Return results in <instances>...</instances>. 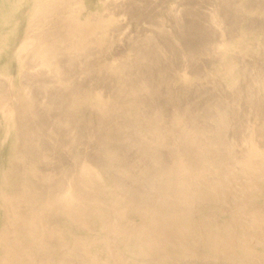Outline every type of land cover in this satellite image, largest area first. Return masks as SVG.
Returning <instances> with one entry per match:
<instances>
[{
    "label": "rangeland",
    "instance_id": "1",
    "mask_svg": "<svg viewBox=\"0 0 264 264\" xmlns=\"http://www.w3.org/2000/svg\"><path fill=\"white\" fill-rule=\"evenodd\" d=\"M15 1L0 0V45L15 29L19 11L26 15L17 47L0 49L15 81L10 88L0 74V97L7 99L0 112L5 121L0 120V264H239L241 259L259 264L226 251L216 240L256 237L250 219L264 214V177L255 184L253 173L235 169L242 144L264 149V36H259L264 35V0H89L91 29L81 31L80 40L68 21L78 0H62L52 12L40 14L46 19L39 15L33 22L31 5L38 0ZM109 16L113 22H107ZM102 23L108 27L98 30ZM35 35L42 42L31 43ZM47 45L59 51L43 58L49 68L38 54ZM70 48L73 54L67 53ZM191 217L195 220L188 221ZM234 225L237 235L230 232ZM189 236L201 245L206 241V248L193 245L196 240ZM252 242L248 245L255 248ZM132 246L141 252L135 248L134 254Z\"/></svg>",
    "mask_w": 264,
    "mask_h": 264
},
{
    "label": "bare ground",
    "instance_id": "2",
    "mask_svg": "<svg viewBox=\"0 0 264 264\" xmlns=\"http://www.w3.org/2000/svg\"><path fill=\"white\" fill-rule=\"evenodd\" d=\"M17 1V0H16ZM16 1H15V3H16ZM23 1V0H22ZM33 2H34V0H32ZM65 1V0H64ZM100 1V0H99ZM104 1V0H103ZM107 1V0H106ZM238 1V0H237ZM239 1H243L244 2V0H239ZM38 2H39V4L36 2V0H35V2L34 3H37V5L36 4H32L31 5V12L33 11V16H32V18L33 17H36V16H39L40 14H42L43 16H44V14H47L48 12H52V10L56 7V6H58V4H60L61 2H63L62 0H38ZM66 2H67V0H66ZM66 2H65V4H66ZM89 2H91V1H89V0H78L76 3H75V5H74V7H73V9H71V11H70V13H69V15H68V17H69V19H68V21H69V24L72 26V29H73V34H74V36L77 38V40L79 39L80 40V38H79V36H81L82 37V32L81 31H83L84 29H87V27H88V29H91V27H90V23L91 22H88V17H89V14H92V12L93 11H90L89 13H88V7H90V5L93 3H89ZM98 2V1H97ZM19 3H20V1H19ZM30 3V2H29ZM71 3V2H70ZM73 3V2H72ZM71 3V4H72ZM102 3H104V2H102ZM102 3H101V6H102ZM107 3V2H106ZM106 3H104L105 5H106ZM240 2H238V4H239ZM24 4V3H23ZM22 4V5H23ZM98 4V3H97ZM237 4V3H236ZM244 4V3H243ZM18 5V4H17ZM36 5V6H35ZM62 5V4H61ZM240 5V4H239ZM239 5H238V7H236L237 9L239 8L240 9V7L242 6V4H241V6L239 7ZM245 5V4H244ZM25 6L27 7V5L25 4ZM24 6V7H25ZM29 6V5H28ZM63 6V5H62ZM71 6V5H70ZM95 6V5H94ZM97 6V5H96ZM246 6V5H245ZM26 7H25V9H26ZM64 7H65V5H64ZM69 7V6H68ZM67 7V8H68ZM92 7V6H91ZM91 7H90V9H91ZM103 7H104V5H103ZM242 8V7H241ZM247 7H243V9H244V11H245V9H246ZM56 9V8H55ZM95 9H97V7L95 8ZM99 9H101V7L99 6ZM104 9V8H103ZM177 9V8H176ZM238 9V10H239ZM23 10V9H22ZM92 10V9H91ZM105 11H106V9H104ZM178 10V9H177ZM242 10V9H241ZM65 11V10H64ZM66 11H68V10H66ZM100 10H96L95 12H99ZM104 11V12H105ZM243 11V10H242ZM244 11L241 13V14H244ZM26 12V11H25ZM58 12V11H57ZM101 12V11H100ZM104 12H102V13H104ZM246 12V11H245ZM56 13V12H55ZM248 13H250V12H248ZM254 13V12H253ZM252 13V14H253ZM17 14V13H16ZM32 14V13H31ZM34 14H35V16H34ZM64 14V13H63ZM98 14V13H97ZM96 14V15H97ZM107 14H108V12H107ZM42 15H40V16H42ZM54 15V14H53ZM99 15V14H98ZM112 15V14H111ZM25 16L26 15H24V11H19V15L17 16V20L14 22V25H15V29H14V26L11 28V29H9L7 32H6V34L4 35V38L1 40V41H4L1 45H0V49L1 50H4V51H11L12 49H15L16 47H17V45H18V41H19V39L21 38V32H20V29H21V27L26 23L25 22ZM42 16V17H43ZM52 16V15H51ZM61 16V15H60ZM93 16H94V14H93ZM214 16V15H213ZM46 17V16H45ZM45 17H43V18H45ZM48 17V16H47ZM53 17V16H52ZM66 17V16H65ZM99 17H101V15L99 16ZM104 17V16H103ZM108 17V16H107ZM113 17V16H112ZM29 18V17H28ZM31 18V19H32ZM98 18V17H97ZM37 19V18H36ZM35 19V20H36ZM40 18H38V20H39ZM46 19V18H45ZM48 19V18H47ZM108 20H107V22H109V21H112L113 22V19L111 20V17L109 16V18H107ZM28 20V19H27ZM33 20H34V18L32 19V22H33ZM62 20V19H61ZM91 20V19H90ZM93 20V19H92ZM95 20H97V19H95ZM217 20V19H216ZM29 21H31V20H29ZM50 21V20H49ZM13 22V21H12ZM44 22V21H43ZM95 22H97V21H95ZM224 22V21H223ZM11 23V22H10ZM30 23V22H29ZM28 23V24H29ZM97 23H100V22H97ZM97 23H95V24H97ZM31 24V23H30ZM44 25H45V23H43ZM52 24V23H51ZM55 24V23H54ZM58 24V23H57ZM62 24V23H61ZM92 24H94L93 23V21H92ZM36 25H37V23H36ZM47 25V24H46ZM66 25H68V24H66ZM100 25V24H99ZM105 25V23H102L101 24V26H99V28H98V30H102V29H104L105 27H108V26H104ZM218 25V24H217ZM58 26V25H57ZM98 26V25H97ZM96 26V27H97ZM239 26V25H238ZM246 26V25H245ZM244 26V27H245ZM28 27V26H27ZM31 27V26H30ZM37 27V26H36ZM42 27V26H41ZM64 27V26H63ZM62 27V28H63ZM68 27V26H67ZM90 27V28H89ZM242 27V26H241ZM45 28V27H44ZM59 28V27H58ZM93 28H94V26H93ZM249 28V27H248ZM248 28H246V29H248ZM254 28V27H253ZM35 30H36V28H34ZM37 29H39L40 30V27L38 28L37 27ZM42 29V28H41ZM71 29V28H70ZM69 29V30H70ZM71 29V30H72ZM97 29V28H96ZM96 29L94 30L93 29V31H96ZM108 29V28H107ZM110 29V28H109ZM240 29V28H239ZM242 29V28H241ZM34 30V31H35ZM38 30V31H39ZM44 30V29H43ZM53 30V29H52ZM64 30V29H63ZM97 30V31H98ZM250 30V29H249ZM257 30V29H256ZM256 30H254V31H256ZM22 31V30H21ZM32 31V30H31ZM51 30H49V32H50ZM66 31V30H65ZM107 31V30H106ZM26 32H28V31H26ZM63 32V31H62ZM81 32V33H80ZM241 32H242V30H241ZM250 32H251V30H250ZM29 33V32H28ZM32 33H33V31H32ZM44 32H42V34H43ZM66 33V32H65ZM69 33H71L70 31H69ZM86 33V32H85ZM89 34H90V32H88ZM95 33V32H94ZM101 33V32H100ZM102 33H103V31H102ZM107 33V32H106ZM252 33H255V32H252ZM259 33V31H257L256 32V34H254V35H257ZM40 34V33H39ZM38 33H37V35H39ZM64 34V33H63ZM263 34V33H262ZM262 34H258L259 36H264V35H262ZM26 35V34H25ZM29 35H31V33L29 34ZM28 35V36H29ZM61 35V34H60ZM60 35H59V37H60ZM65 35V34H64ZM67 35V34H66ZM65 35V36H66ZM69 35V34H68ZM87 35V34H86ZM91 35V34H90ZM89 35V36H90ZM92 35H95V34H92ZM257 35V36H258ZM46 36H48V35H46ZM45 36V37H46ZM51 36H52V34H51ZM85 36V35H84ZM97 36H99V35H97ZM104 36V35H103ZM108 36V35H107ZM258 36V37H259ZM53 37V36H52ZM58 37V40L60 39ZM88 37V36H87ZM86 36H85V38H87ZM91 37V36H90ZM89 37V38H90ZM96 37V36H95ZM106 37V36H105ZM6 38V39H5ZM30 38V41H31V43L33 42H35V41H37L38 40V38H37V36L35 35V37L34 36H30L29 37ZM42 38H44V37H42ZM65 38H67V37H65ZM70 37H68V39H69ZM100 39H101V37H99ZM262 38H264V37H262ZM261 38V39H262ZM54 39H55V37H54ZM91 39V38H90ZM99 39V40H100ZM107 39H108V37H107ZM245 39V38H244ZM248 39V38H247ZM251 39V38H250ZM249 39V40H250ZM27 41H29L28 39H26ZM41 40V39H40ZM50 40V39H49ZM82 40H84L83 38H81V41ZM87 40V39H86ZM153 40V39H152ZM241 40V39H240ZM249 40H247V41H249ZM253 40H255L254 38H253ZM252 40V43L254 42ZM257 41H258V39H256ZM259 40H260V38H259ZM263 41H264V39H262ZM21 41H22V39H21ZM39 41V40H38ZM56 41V40H55ZM61 41H63V40H61ZM67 41V40H66ZM70 41V40H69ZM85 41V40H84ZM83 41V42H84ZM101 41V40H100ZM180 41V40H179ZM23 42H26V41H23ZM39 42H42V41H39ZM64 42V41H63ZM71 42V41H70ZM69 42V43H70ZM80 42V41H79ZM83 42L81 43V44H83ZM227 42V41H226ZM225 42V43H226ZM259 42V41H258ZM260 42H261V40H260ZM27 43V42H26ZM30 43V42H29ZM30 43V44H31ZM49 43V42H48ZM51 43V42H50ZM59 43L61 44L62 42H60V40H59ZM64 43H66V42H64ZM68 43V44H69ZM85 44H87V42H84ZM97 43V42H96ZM110 43V42H109ZM244 43V42H243ZM57 44V43H56ZM74 44V42H73V40H72V42H71V44H70V46L72 47V45ZM98 44V43H97ZM102 44V43H101ZM227 44V43H226ZM233 44V43H232ZM232 44H229V45H232ZM245 44H247V43H245ZM250 44V43H249ZM248 44V45H249ZM44 45V44H43ZM42 45V46H43ZM49 45V44H48ZM48 45L46 46L47 48L44 50V47H43V50H39V48H38V50H39V56H41L42 58H41V61L43 60V58H47V57H56L58 54H59V51L56 49V48H53V47H48ZM54 45V44H53ZM63 45V44H62ZM247 45V46H248ZM21 46V45H20ZM24 46V45H23ZM34 46H36V45H34ZM45 46V45H44ZM57 46H58V48H59V45L57 44ZM74 46H75V44H74ZM80 46V45H79ZM97 46H99V44L97 45ZM31 47H33V46H31ZM41 47V46H40ZM60 47H63V46H60ZM76 47L77 46H75V48L73 49L74 51L75 50H77L76 49ZM101 47H102V45H101ZM21 48H22V46H21ZM20 48V49H21ZM23 48H25V47H23ZM79 48H81V47H79ZM79 48H78V50H79ZM27 49H29V48H27ZM27 49L25 48V50H24V52H27ZM31 49H33V48H31ZM63 49V48H62ZM104 49V48H103ZM240 49V48H239ZM238 49V50H239ZM0 50V51H1ZM35 50H36V48H35ZM70 50H71V48L68 50L67 49V53H68V51H69V53H70ZM241 50V49H240ZM29 51H30V49H29ZM32 51V50H31ZM31 51L28 53L29 55L31 54ZM72 51V50H71ZM80 51V50H79ZM83 51V50H82ZM227 51H229V50H227ZM133 52V51H132ZM246 52H247V50H246ZM22 53V52H21ZM33 53V52H32ZM74 52L72 51V54H73ZM141 53V52H140ZM241 53V52H240ZM61 54V53H60ZM5 55V54H4ZM34 55H35V51H34ZM43 55V56H42ZM141 55V54H140ZM248 55V54H247ZM137 56H139V55H137ZM38 57V56H37ZM37 57H35V58H37ZM26 58V57H25ZM244 58H246V57H244ZM7 59V58H6ZM19 59V58H18ZM27 59V58H26ZM30 59H31V57H30ZM67 59V58H66ZM1 61H0V74H4L7 78H8V80H6V81H9V83H10V88L12 87L13 89H14V87H13V85L11 84V83H13L14 84V82L15 81H12L13 79V77L14 76H12V75H10L11 73H9V71H8V69H7V66H4L3 64H6V60H2V58L0 59ZM24 60V59H23ZM45 60V59H44ZM43 60V61H44ZM72 60H74V59H72ZM39 61V60H38ZM40 61V62H41ZM233 61V60H232ZM20 62H22V60L20 61ZM24 63H25V61H23ZM47 62V61H46ZM45 61L43 62L44 64H42L43 66L45 65V67L46 66H48L49 64L48 63H46ZM49 62V61H48ZM70 62V61H69ZM72 62H74V61H72ZM71 62V63H72ZM229 63H230V61H229ZM237 63V62H236ZM235 63V64H236ZM41 64V63H40ZM48 64V65H47ZM225 64V63H224ZM235 64H233L232 66H235ZM239 64V63H238ZM3 65V66H2ZM24 65V64H23ZM72 65V64H71ZM109 65V64H108ZM117 65V64H116ZM226 65V64H225ZM228 65V64H227ZM70 66V65H69ZM118 66V65H117ZM120 66V65H119ZM224 66V65H223ZM232 66H231V68H232ZM50 66H48V68H49ZM62 67V66H61ZM113 67H114V65H113ZM134 67V66H133ZM237 67V66H236ZM47 68V67H46ZM119 68V67H118ZM223 68V67H222ZM221 68V69H222ZM55 69V71H56V77H60L61 76V70H59V69H57V67L56 68H54ZM54 69H52V70H54ZM224 69V68H223ZM228 69H230V67L228 68ZM233 69V68H232ZM21 70V69H20ZM230 71V70H229ZM228 71V72H229ZM233 71H234V69H233ZM232 71V72H233ZM236 71H238V70H236ZM227 72V75L230 73H228ZM20 74V73H19ZM33 74V73H32ZM35 74V73H34ZM55 74V73H54ZM110 74V73H109ZM112 74V73H111ZM116 74V73H115ZM22 75V74H21ZM223 76H225L224 75V72H223V74H222ZM20 76V75H19ZM109 76V75H108ZM112 76V75H111ZM21 77V76H20ZM19 77V78H20ZM28 77V76H27ZM31 77V76H30ZM110 77V76H109ZM2 78V77H1ZM19 78H18V80H19ZM26 78V77H25ZM107 78V77H106ZM232 78V77H231ZM3 79V78H2ZM2 79H0V80H2ZM56 79V78H55ZM57 80V79H56ZM232 80V79H231ZM26 81V80H25ZM28 81V80H27ZM264 81V80H263ZM262 80H261V82H263ZM19 82V81H18ZM57 82H58V80H57ZM258 82V81H257ZM5 84H6V82H4ZM257 84V83H256ZM1 85V84H0ZM19 85V84H18ZM3 86H4V84H3ZM7 87H8V85H7ZM31 87V86H30ZM260 87V86H259ZM6 88V87H5ZM17 88V87H16ZM15 88V89H16ZM21 88V87H20ZM9 89V88H8ZM12 89V90H13ZM23 89V88H22ZM70 89V88H69ZM3 90V89H2ZM11 90V89H10ZM4 91V90H3ZM7 91H9V90H7ZM16 91V90H15ZM18 91H20V90H18L17 89V92ZM22 91V90H21ZM25 91H26V89H25ZM14 92V91H13ZM16 92V93H17ZM0 93H2V91H0ZM16 93H14V95H16ZM20 93V92H19ZM18 93V94H19ZM3 94V93H2ZM24 94V93H23ZM4 95H6V92H5V94ZM21 95V94H20ZM91 95V94H90ZM99 95V94H98ZM2 96V95H1ZM7 96V95H6ZM10 96H11V92H10ZM17 96H19V95H17ZM25 96V95H24ZM30 96V95H29ZM29 96L27 97V95H26V97L29 99ZM20 97V96H19ZM25 97V98H26ZM18 98V97H17ZM16 98V99H17ZM24 98V99H25ZM26 98V99H27ZM6 99V98H5ZM5 99L3 98V97H0V112L2 111V102H4L5 101ZM19 99V98H18ZM25 99V100H26ZM27 99V100H28ZM22 100H23V97H22ZM26 100V101H27ZM60 100V99H59ZM6 101H7V99H6ZM11 101V100H10ZM10 101H9V104H10ZM16 101V100H15ZM23 103V102H22ZM26 103H28V101L26 102ZM31 103H32V101H31ZM94 103V102H93ZM99 103V102H98ZM16 104H17V102H16ZM24 104V103H23ZM30 104V103H29ZM4 105V104H3ZM6 105V104H5ZM14 105V107H15V103L13 104ZM25 105V104H24ZM23 105V106H24ZM32 106V105H31ZM11 107V106H10ZM7 108V107H6ZM64 108V107H63ZM96 108V107H95ZM51 109V108H50ZM4 110H5V108H4ZM11 110H12V107H11ZM260 110V109H259ZM8 113L9 114H11L10 113V109H9V111L7 112V115H8ZM4 114H5V112L3 113V116H4ZM256 114V113H255ZM261 114V113H260ZM259 114V115H260ZM262 115V114H261ZM264 115V114H263ZM262 115V116H263ZM2 116V117H3ZM179 116V115H178ZM1 117V116H0ZM5 117H6V115H5ZM12 117V116H11ZM17 117V116H16ZM183 117V116H182ZM225 117H226V115H225ZM29 118V117H28ZM259 118V117H258ZM24 119V118H23ZM153 119V118H152ZM1 120V119H0ZM183 120V119H182ZM1 121H3V120H1ZM260 121V120H259ZM3 122H5V121H3ZM14 122V121H13ZM225 122H227V120L225 121ZM257 122V121H256ZM19 123H20V121H19ZM187 123V122H186ZM185 123V124H186ZM260 123V122H259ZM4 124H7V123H4ZM21 124H23V123H21ZM223 124H225L226 125V123H223ZM254 124V123H253ZM22 126V125H21ZM182 126V125H181ZM253 126V125H252ZM263 126V125H262ZM2 127H3V125H2ZM13 128H14V126H13ZM16 128V127H15ZM14 128V129H15ZM247 129V128H246ZM245 129V130H246ZM253 129V128H252ZM1 130V129H0ZM6 131H12V128L10 127V128H8V130H6ZM19 131V130H18ZM254 131V130H253ZM252 131V132H253ZM2 132V131H1ZM7 132V133H8ZM9 132V133H10ZM15 132V131H14ZM246 132V131H245ZM254 133V132H253ZM172 134V133H171ZM21 135V134H20ZM23 135V134H22ZM202 135V134H201ZM5 136H6V132H5ZM24 136V135H23ZM227 136H225V138H226ZM252 138H253V136H252ZM3 139V138H2ZM24 139V138H23ZM250 139V137L248 138V140ZM244 140V139H243ZM261 140V139H260ZM8 141V140H7ZM6 143L5 142V140L4 141H2V143ZM229 142V141H228ZM243 142H245V140L243 141ZM254 142H255V140H254ZM12 143V141L10 142V144ZM9 144V145H10ZM163 144V143H162ZM256 144H258V143H256ZM178 145V144H177ZM243 145V148H242V152H243V156L241 157V159L239 160V162L238 161H235L236 163H235V169H240V170H242V171H247V172H251V173H253L252 175H254V177H255V180L252 182V183H255L256 184V182H257V179L258 178H261V179H263V177H264V149H261V148H259V146L258 145H255L253 142H245L244 144H242ZM241 145V146H242ZM1 147H3L2 146V144L0 145ZM9 147V146H8ZM10 148V147H9ZM223 148V147H222ZM225 148V147H224ZM231 149H233V148H231ZM9 150V149H8ZM225 150V149H224ZM228 150V149H227ZM226 150V151H227ZM230 150V149H229ZM231 152V151H230ZM233 152V151H232ZM238 153H240V152H238ZM8 155H10V153H9V151H8ZM233 156H234V154H232ZM239 156V155H238ZM23 157V156H22ZM7 158V157H6ZM201 159V158H200ZM180 160V159H179ZM8 161H9V159H8ZM211 162V161H210ZM4 164H5V161H4ZM21 164V163H20ZM231 165V164H230ZM5 166V165H4ZM210 167V166H209ZM9 168V167H8ZM7 170V169H6ZM227 170V169H226ZM230 170V169H229ZM216 171V170H215ZM219 171V170H218ZM233 171V170H232ZM185 172V171H184ZM227 173V172H226ZM238 173H239V171H238ZM242 173V172H241ZM226 175V174H225ZM224 175V176H225ZM227 175H228V173H227ZM230 175V174H229ZM215 176V175H214ZM224 176H221V177H224ZM259 176V177H258ZM235 177V176H234ZM248 177V176H247ZM251 177V176H250ZM250 177L248 178V179H250ZM225 178H227V177H225ZM246 178V177H245ZM252 178V177H251ZM221 179V178H220ZM223 179V178H222ZM260 179V180H261ZM227 180V179H226ZM234 180H235V178H234ZM238 180V179H237ZM236 180V181H237ZM241 180V179H240ZM184 181V180H183ZM221 181V180H220ZM4 183V182H3ZM191 184V183H190ZM230 184V183H229ZM232 185H233V183H231ZM260 184V183H259ZM0 185H1V183H0ZM210 186V185H209ZM220 186V185H219ZM225 186H227V185H225ZM233 186H235V185H233ZM238 186V185H237ZM218 187V186H217ZM254 187V186H253ZM235 188V187H234ZM237 189H238V187H236ZM239 188H240V186H239ZM220 189L221 188H219V190L218 191H220ZM224 189V188H223ZM227 189H228V187H227ZM246 189V188H245ZM213 190V189H212ZM232 190H233V188H232ZM241 190V189H240ZM247 191H249L248 189H246ZM263 189H261V191H262ZM202 191V190H201ZM224 191V190H223ZM223 191H221V193H223ZM226 191V190H225ZM229 191H230V189H229ZM246 191V193H248ZM255 191H258V190H255ZM232 192V191H231ZM237 192V191H236ZM243 192V191H242ZM211 193H213V192H211ZM216 193H218L217 191H216ZM244 193V192H243ZM246 193L244 194V195H246ZM251 193V192H250ZM7 194V193H6ZM73 194V193H72ZM205 194V193H204ZM228 194V193H227ZM240 194V193H239ZM249 194V193H248ZM214 195V194H213ZM215 195H217V194H215ZM214 195V196H215ZM221 195H223V194H221ZM220 195V196H221ZM226 195V194H225ZM224 195V196H225ZM181 196V195H180ZM233 196V195H232ZM259 196H262V195H259ZM2 197V196H1ZM197 197V196H196ZM3 198V197H2ZM202 198H204V196L202 197ZM215 198V197H214ZM221 198V197H220ZM239 198V197H238ZM210 199V198H209ZM234 199V198H233ZM70 200V199H69ZM201 200H203V199H201ZM77 201V200H76ZM132 201V200H131ZM193 201V200H192ZM205 201V200H204ZM207 201V200H206ZM215 201H218V199L217 200H215ZM233 201V200H232ZM232 201H231V203H232ZM259 201V200H258ZM202 202V201H201ZM211 202V201H210ZM235 202V201H234ZM244 202H246V201H244ZM243 202V203H244ZM260 202V201H259ZM73 203H75V202H73ZM72 203V204H73ZM214 203V202H213ZM212 203V204H213ZM219 203H221V202H218V205H219ZM229 203V202H228ZM235 203H238V202H235ZM1 204V203H0ZM196 204V203H195ZM200 204V203H199ZM3 205V204H2ZM75 205H76V203H75ZM205 205V204H204ZM208 205H211L210 203L208 204ZM224 205H226V204H224ZM251 205V204H250ZM66 206V205H65ZM217 205H216V203L214 204V207L213 206H211V207H213V208H217L218 210H220L219 209V207H221L222 205L220 204L219 205V207H216ZM233 206V205H232ZM239 206V205H238ZM129 207V206H128ZM208 207V206H207ZM206 207V208H207ZM224 207V206H223ZM230 207V206H229ZM6 208V207H5ZM14 208V207H13ZM63 208V207H62ZM65 208H67V206L65 207ZM132 208V207H131ZM191 208V207H190ZM211 209V210H214V209ZM228 208V207H227ZM8 209V208H7ZM68 209V208H67ZM189 209V208H188ZM201 209V208H200ZM209 209V208H208ZM208 209H207V211H208ZM217 209H215V210H217ZM230 209H231V207H230ZM217 210V211H218ZM232 210V209H231ZM246 210V209H245ZM131 211V210H130ZM192 211V210H191ZM242 211V210H241ZM3 212H4V210H3ZM14 212H15V210H14ZM127 212V211H126ZM187 212V211H186ZM182 213L184 216H188V214L187 213ZM198 212V211H197ZM235 212V211H234ZM252 212V211H251ZM64 213V212H63ZM219 213V212H218ZM250 213V212H249ZM263 213V212H262ZM261 212H260V214H254V216H253V218H252V220L250 219V221H252L251 223H252V229H255V231L257 232V234H256V237H254V238H247V237H245V239L247 240V242H248V244H250V246H252L251 244L253 243L252 241L254 240L255 241V248H252V247H250L248 244L247 245H242L241 244V242H245V239L243 240V238H241V239H239L240 237L237 235V233H236V231H238L237 230V226L236 225H234L233 227H236L235 228V230H233V231H230V232H234L235 231V233H236V235L238 236V238H231V239H227V238H225L224 236H221V237H224L226 240H220L221 238H217L218 240H216V244H219L220 242L222 243V245L224 244V247L226 246V248H224V249H226V251H229V252H232L233 254H235V255H238V254H241V253H243L242 255H244V257L245 258H255V260L256 261H258V262H263L262 264H264V254H262V250L264 249V224H261V222L264 220V214H262ZM11 214V213H10ZM145 214V213H144ZM186 214V215H185ZM213 214V213H212ZM217 214V213H216ZM227 214H228V212H227ZM238 214V213H237ZM253 214V213H252ZM20 215H21V213H20ZM32 215V214H31ZM192 215V217L195 215H193V214H191ZM197 215V214H196ZM208 215V214H207ZM219 215H224L223 213H222V211L219 213ZM239 215V214H238ZM245 215V214H244ZM173 216V215H172ZM199 216V215H198ZM209 216H210V214H209ZM212 216V215H211ZM226 217H228L227 215H225ZM236 216V215H235ZM13 217V216H12ZM29 217V216H28ZM87 217V216H86ZM91 217V216H90ZM116 217V216H115ZM158 217V216H157ZM162 217V216H161ZM188 217H190V214H189V216ZM189 218L188 219V221H190V220H192V219H194V218ZM200 217V216H199ZM203 217H205V216H203ZM202 217V218H203ZM208 217V216H207ZM206 217V218H207ZM224 217V216H223ZM225 217V218H226ZM230 217V216H229ZM244 217V216H243ZM246 217H247V214H246ZM88 218V217H87ZM86 218V219H87ZM177 218V217H176ZM179 218V217H178ZM177 218V219H178ZM195 218H196V216H195ZM218 216H217V220H218ZM222 218V217H221ZM224 218V219H225ZM80 219V218H79ZM181 219V218H180ZM220 219V218H219ZM78 220V219H77ZM151 220V219H150ZM168 220H169V218H168ZM171 220V219H170ZM195 220V219H194ZM198 220V219H197ZM197 220L195 221V222H197ZM232 220V219H231ZM234 220V219H233ZM76 221V220H75ZM80 221V220H79ZM155 221V220H154ZM177 221V220H176ZM205 221H207V220H205ZM219 221V220H218ZM226 221V220H225ZM77 222V221H76ZM81 222V221H80ZM165 222V221H164ZM175 222V221H174ZM180 222V221H179ZM185 222V221H184ZM194 221H193V223H195ZM203 222H204V220H203ZM217 222V221H216ZM234 222V221H233ZM236 222V221H235ZM94 223V222H93ZM149 223V222H148ZM212 223H214V221H212ZM226 223V222H225ZM239 223V222H238ZM238 223H237V225H238ZM85 224V223H84ZM83 224V225H84ZM197 224V223H196ZM209 224V223H208ZM217 224H218V222H217ZM220 224H223V223H220ZM240 224V223H239ZM244 224V223H243ZM163 225V224H162ZM168 225V224H167ZM189 225V224H188ZM212 226H213V224H211ZM215 225V224H214ZM85 226V225H84ZM157 226V225H156ZM171 226V225H170ZM216 226V225H215ZM218 226V225H217ZM221 226V225H220ZM228 226H231V225H229L228 224ZM239 226H241L242 227V225H239ZM90 227V226H89ZM92 227V226H91ZM99 227V226H98ZM115 227L117 228V226L115 225ZM126 227V226H125ZM149 227V226H148ZM180 227V226H179ZM188 227V226H187ZM193 227V226H192ZM196 227V226H195ZM201 227H203V225L201 226ZM211 227V226H210ZM85 228V227H84ZM127 228V227H126ZM183 228V227H182ZM206 228V227H205ZM229 227H223V229H225L226 231H227V229H228ZM232 228V227H231ZM244 228H246V227H244ZM248 228V231H250V229H249V227H247ZM247 228H246V230H247ZM88 229V228H87ZM104 229V228H103ZM108 229V228H107ZM151 229H153V228H151ZM169 229H170V227H169ZM173 229V228H172ZM193 229V228H192ZM199 229H200V226H199ZM199 229H197V227H196V230H198L199 231ZM208 229V228H207ZM210 229V228H209ZM214 226H213V231H214ZM220 229V228H219ZM251 229V230H252ZM52 230V229H51ZM57 230H59V229H57ZM86 230V229H85ZM108 230H111V228L110 229H108ZM122 230V229H121ZM148 230V229H147ZM176 230V229H175ZM190 230V229H189ZM194 230V229H193ZM86 231H88V230H86ZM92 231V230H91ZM123 231V230H122ZM122 231H120L119 232V234H118V232L117 233H115V234H118L119 236L121 235L120 233H122ZM173 231V230H172ZM203 230H200V232H202ZM217 231V230H216ZM223 231V230H222ZM222 231H221V233H222ZM226 231H223V232H226ZM243 230H241V232H242ZM248 231H246V232H248ZM146 232V231H145ZM160 232H161V230H160ZM190 232H192V231H190ZM194 232V231H193ZM195 232H197V231H195ZM206 232H209L208 234H210V231L208 230V231H206L205 230V232L204 233H206ZM219 232V231H218ZM229 232V233H230ZM89 233V232H88ZM108 233V232H107ZM179 233H180V231H179ZM178 233V234H179ZM185 233H187V232H185ZM203 233V234H204ZM215 233H217V232H215ZM227 233V232H226ZM235 233H233V234H235ZM243 234H245V235H247L246 233H244V232H242ZM67 234V233H66ZM125 234V233H124ZM145 234V233H144ZM160 234V233H159ZM188 234V233H187ZM190 234V233H189ZM202 234V233H201ZM207 234V233H206ZM207 234V235H208ZM224 234V233H223ZM228 234V233H227ZM226 234V235H227ZM240 234V233H239ZM251 234V233H250ZM254 234V233H253ZM51 235V234H50ZM114 235V234H113ZM174 235V234H173ZM193 235H195L196 236V234H193ZM192 235V233H191V235L190 236H193ZM198 235V234H197ZM205 235V234H204ZM206 235V236H207ZM212 235L214 236L215 234L214 233H212ZM211 235V236H212ZM221 235V234H220ZM232 235V234H231ZM252 235V234H251ZM255 235V234H254ZM102 236H104V235H102ZM119 236H116V237H119ZM122 236H124L123 234H122ZM140 236V235H139ZM141 236H143V234L141 235ZM152 236V235H151ZM161 236V235H160ZM188 236V235H187ZM189 236V237H190ZM199 236V235H198ZM197 236V238H200V236L198 237ZM216 236V235H215ZM217 236H219L218 234H217ZM21 237V236H20ZM51 237V236H50ZM165 237H166V235H165ZM178 237V236H177ZM203 237V236H202ZM207 237H209V236H207ZM227 237H229L228 235H227ZM231 237V236H230ZM242 237H243V235H242ZM252 237V236H251ZM40 238V237H39ZM113 238V237H112ZM120 238H121V240L123 239L121 236H120ZM125 238V237H124ZM126 238H127V235H126ZM141 238V237H140ZM139 238V239H140ZM144 238V237H143ZM148 238H150V237H148ZM152 238V237H151ZM181 238H182V236H181ZM187 238V237H186ZM191 238L192 237H190V240H191ZM196 237H195V239L194 240H196V242H198V239H197ZM203 238H206L205 236L203 237ZM223 238V239H224ZM135 239H136V237H135ZM157 239V238H156ZM191 240V241H194V240ZM207 239V238H206ZM205 239V240H206ZM208 239H210V238H208ZM214 239H216V237L215 238H213L212 237V241L214 240ZM3 240V239H2ZM14 240V239H13ZM18 240V239H17ZM104 240H105V238H104ZM107 240V239H106ZM105 240V241H106ZM142 240V239H141ZM152 240V239H151ZM184 240H185V238H184ZM183 240V243L185 242ZM189 240V243H191V241ZM8 241V240H7ZM100 241V240H99ZM108 241V240H107ZM106 241V242H107ZM123 241V240H122ZM142 241H144V240H142ZM147 241H149V240H147ZM171 241H173V240H171ZM180 241V240H179ZM188 241V240H187ZM186 241V242H187ZM201 241V240H200ZM198 242V243H196V242H194L195 244H193V242H192V244L193 245H197V244H199L200 243V245H201V242ZM79 242V241H78ZM118 242V241H117ZM121 242V241H120ZM125 242V241H124ZM146 242V241H145ZM164 242V241H163ZM174 242V241H173ZM178 242V241H177ZM209 242V241H208ZM246 242V243H247ZM100 243V242H99ZM103 243V242H102ZM151 243H153V242H151ZM176 243V242H175ZM188 243V244H189ZM204 243H206V241L205 242H203L202 243V245L201 246H203V244ZM221 243H220V246L221 247H223L222 245H221ZM110 244V243H109ZM118 245H120V246H122V244H123V242H121V243H117ZM140 244V243H139ZM154 244V243H153ZM151 245V247H153L154 248V245ZM185 244H187V243H185ZM185 244H184V246H185ZM208 244V243H207ZM244 244V243H243ZM67 245V244H66ZM73 245V244H72ZM105 245V244H104ZM124 245V244H123ZM141 245V244H140ZM144 245H145V243H144ZM190 245V244H189ZM188 245V246H189ZM199 245V247H201ZM92 246H94V245H92ZM145 246H148V245H145ZM188 246H187V248L185 247V253L187 252V249H188ZM219 246V245H218ZM124 247V246H123ZM133 247V246H132ZM140 247V246H139ZM158 247V246H157ZM156 247V248H157ZM160 247V246H159ZM158 247V248H159ZM183 247V246H182ZM204 247V246H203ZM216 247H217V245H216ZM14 248V247H13ZM60 248V247H59ZM127 248V247H126ZM129 248V247H128ZM136 248V249H135ZM163 248V247H162ZM202 248V247H201ZM204 248H206V247H204ZM203 248V249H204ZM209 248H212V247H208V249ZM11 248H9L8 250H10ZM19 249H21V248H19ZM76 249V248H75ZM125 248H123V250H124ZM135 249V252H136V250L137 251H140L141 252V250H138L137 249V246L136 247H133V249L132 248H130L129 250L132 252L133 250ZM214 249V248H213ZM223 249V250H224ZM22 250V249H21ZM94 250V249H93ZM123 250H120V251H123ZM126 250V249H125ZM150 250V249H149ZM154 250H156L155 248H154ZM154 250H152L151 249V251L153 252ZM200 250V249H199ZM211 250V249H210ZM209 250V251H210ZM12 251V250H11ZM67 251V250H66ZM109 251V250H108ZM127 252H128V249L126 250ZM194 251H197L196 249H194ZM217 251V250H216ZM216 251L214 252V253H216ZM219 251V250H218ZM13 252V251H12ZM125 252V251H124ZM123 252V253H124ZM135 252L133 251V253L135 254ZM151 252V253H152ZM189 252V251H188ZM200 252V251H199ZM212 252V251H211ZM222 252V251H221ZM221 252H220V254H221ZM72 253V252H71ZM119 253V252H118ZM117 253V254H118ZM122 253V254H123ZM126 253V252H125ZM198 253V252H197ZM228 253V252H227ZM226 253V254H227ZM231 253V254H232ZM87 254H88V252H87ZM120 254V253H119ZM118 254V255H119ZM127 254V253H126ZM150 254V253H149ZM149 254H147L148 256L147 257H149L150 255ZM187 254V253H186ZM191 254V256H189V254L187 255L189 258L190 257H192V253H190ZM195 254V253H194ZM207 254V253H206ZM217 254H219L218 252H217ZM219 254V255H220ZM223 254V253H222ZM124 255V254H123ZM128 255V254H127ZM138 254H136V258L138 257L137 256ZM152 255V254H151ZM161 255V254H160ZM210 255V254H209ZM121 256V255H120ZM126 256V255H125ZM124 256V257H125ZM146 256V255H145ZM187 256H186V259H187ZM207 256V255H206ZM211 256V255H210ZM222 256V255H221ZM75 257V256H74ZM208 257V256H207ZM212 257V256H211ZM211 257H209L208 259H213V258H211ZM216 257H218V256H216ZM226 257V259H228V256H225ZM72 258V257H71ZM85 258V257H84ZM127 258V257H126ZM139 258V257H138ZM138 258L136 259V261L138 260ZM144 258V257H143ZM67 259V258H66ZM153 259V258H152ZM217 259V258H216ZM221 260L222 259H224V257H221L220 258ZM241 259V258H240ZM146 260V259H145ZM185 260V259H184ZM188 260V259H187ZM220 260V261H221ZM230 260H231V258H230ZM239 260V259H238ZM242 260V263L244 262V260L243 259H241ZM29 261V260H28ZM87 261V260H86ZM123 261V260H122ZM226 261V260H225ZM233 261H234V259H233ZM248 261V263H249V260H247ZM254 261V260H253ZM12 262V261H11ZM74 262H76V261H74ZM95 262V261H94ZM124 262V261H123ZM217 262H219L218 261V259H217ZM230 262V261H229ZM251 263H252V261H250ZM255 262V261H254ZM13 263V262H12ZM26 263V262H25ZM33 263V262H32ZM241 263V262H240ZM239 263V264H240ZM241 263V264H242ZM259 263V264H260ZM55 264V263H54ZM136 264H137V262H136ZM149 264V263H148ZM201 264V263H200ZM230 264H234V263H230ZM236 264V263H235ZM244 264H247V263H244ZM250 264V263H249ZM253 264H256V263H253ZM258 264V263H257Z\"/></svg>",
    "mask_w": 264,
    "mask_h": 264
}]
</instances>
